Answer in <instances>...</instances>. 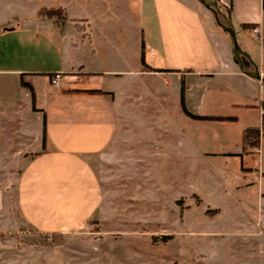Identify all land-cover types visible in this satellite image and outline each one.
<instances>
[{
	"label": "crops",
	"instance_id": "obj_1",
	"mask_svg": "<svg viewBox=\"0 0 264 264\" xmlns=\"http://www.w3.org/2000/svg\"><path fill=\"white\" fill-rule=\"evenodd\" d=\"M46 1L56 2L44 6L60 8L61 20L37 15L31 25L23 17L0 29V161L18 163L7 169L14 181L3 191L14 194L13 210L48 232L65 234L92 220L110 226L94 232L98 239L142 243L149 234L142 227L151 226V236L163 234L166 241L172 235L156 228L166 203L178 209L169 211L178 233L177 201L184 198L168 197L167 160L195 169L200 160L237 159L224 185L239 191L257 185L264 196V170L246 160L260 152L264 133L250 112L256 107L264 118V84L240 70L227 41L210 34L191 1ZM221 2L233 4L232 21L249 35L260 28L259 52L243 49L264 75V0ZM56 72L64 77L60 86L51 85ZM243 116L251 122L240 138H231ZM166 120L176 131L170 149ZM251 127L261 130L258 147L243 146V131ZM124 255L131 258L124 264L137 257L160 264L169 257L133 244Z\"/></svg>",
	"mask_w": 264,
	"mask_h": 264
},
{
	"label": "rangeland",
	"instance_id": "obj_2",
	"mask_svg": "<svg viewBox=\"0 0 264 264\" xmlns=\"http://www.w3.org/2000/svg\"><path fill=\"white\" fill-rule=\"evenodd\" d=\"M189 1L202 14L210 34L218 40H226L228 49L231 51L229 34L218 24L213 13L198 1ZM218 3L222 11L232 18L230 2L228 6L221 0H218ZM44 4L56 5V2L0 0V29L12 24L17 25L22 19L24 20L23 17L26 18L25 21L28 24L34 25L39 15L45 17L40 14L41 9L46 8ZM75 6H77L76 1L74 2ZM61 15L62 11L54 18L61 20ZM233 23L241 47L251 46L259 52L260 42L249 35L247 30L236 20ZM222 82L225 86L228 85L227 82ZM138 88L142 89L141 85ZM256 94L259 98L260 94L258 92ZM252 109L250 116L254 115L262 133H264V118L259 115L258 108L253 107ZM248 119L247 116L242 117L241 129L236 127L231 133V138H240L242 128L251 122ZM166 121L170 126L165 129L164 145L170 149L172 134L176 131L172 129L173 125L170 121ZM212 136L214 135L212 134ZM246 160L247 164L253 165L258 164L259 161L260 168L264 170V134L259 154L254 153ZM175 164L178 163L169 160L164 163L165 169L170 170L169 174L165 170L166 180L171 182V191L168 192V197L176 196L175 198L178 199L180 195L184 196L177 201L180 202L177 205H180L182 217L180 226L175 227L178 233L172 230V217H169L170 212L178 211V209L172 210L169 207L170 203H166L164 218L159 221L160 225L156 228H160L157 233L161 232L164 235L172 236H167L165 241L166 236L163 234L151 236L152 233H155L151 231L155 227L148 226L142 227V229L140 227L138 228L139 232L147 231L148 238L142 243H132L134 241L130 243L123 239L108 238V235L98 239L102 236H98L94 232L109 230L110 226L98 225V221L92 220L84 227L73 229L65 234L36 229L19 210L12 209L14 194L3 192L9 187L8 184L14 181L10 176L12 172L7 169L11 170L18 163L0 161V264H119V258H122L121 264H124L123 258L128 259V255L125 256L124 253L130 244L136 248L140 246L144 253L169 255L160 264H264V233L251 234L238 231L254 232L256 230L258 232L261 229L264 232V196L259 194L257 185L242 191L233 186L224 185V181L227 179L225 178L226 173L233 175L237 171L238 160L232 159L228 162L215 159L205 162L200 160L195 169L192 165L189 168L187 163H180V168ZM180 184L182 185L180 186ZM194 192L201 196L202 204L200 196L194 195ZM262 192H264V183L263 187L261 185ZM193 195L195 196L194 204L187 206L186 200H191V197L194 199ZM195 204L200 205L202 209L196 208ZM253 209L259 212V218L258 215L253 218ZM257 221L258 225H256ZM113 256H118V258ZM143 260L145 259L137 257L132 259L130 264H142Z\"/></svg>",
	"mask_w": 264,
	"mask_h": 264
},
{
	"label": "water",
	"instance_id": "obj_3",
	"mask_svg": "<svg viewBox=\"0 0 264 264\" xmlns=\"http://www.w3.org/2000/svg\"><path fill=\"white\" fill-rule=\"evenodd\" d=\"M200 4H202L206 9L211 11L218 22L229 34L230 41H231V49H232V57L234 62L238 65L240 70L264 84V75L261 73L259 67L256 63L251 59L250 55L241 47L237 39V32L235 25L231 18H229L226 13H224L219 6L218 0H196ZM220 16H222L226 23H223L220 20ZM244 57L249 59L251 63V67H248L244 61Z\"/></svg>",
	"mask_w": 264,
	"mask_h": 264
},
{
	"label": "trees",
	"instance_id": "obj_4",
	"mask_svg": "<svg viewBox=\"0 0 264 264\" xmlns=\"http://www.w3.org/2000/svg\"><path fill=\"white\" fill-rule=\"evenodd\" d=\"M232 6H233V4H232ZM61 11L62 10L60 8H47L46 7V8L41 9L40 14L44 15V16L52 17V16H55L58 13H61ZM220 18H221V20L224 23H226L222 16H220ZM251 26H253V25H251V24H246L245 25L246 28L251 27ZM243 59H244L245 63L248 65L249 64L248 59L246 57H244ZM22 85L24 87L29 88L31 90L32 98L34 100L35 99V95H34V91H33L32 86L30 85V83L26 82L22 78ZM192 116H194L196 118L200 117V116H196V115H192ZM260 137H261V130L259 128L251 127V128L245 129L243 131V146L246 147L247 145H250L251 147H258L259 146ZM165 239H166V237H165Z\"/></svg>",
	"mask_w": 264,
	"mask_h": 264
},
{
	"label": "built area",
	"instance_id": "obj_5",
	"mask_svg": "<svg viewBox=\"0 0 264 264\" xmlns=\"http://www.w3.org/2000/svg\"><path fill=\"white\" fill-rule=\"evenodd\" d=\"M252 35L256 38L261 40L262 39V35H261V30L259 27H254L252 29ZM64 80L63 74L62 72H56L53 74L52 78H51V85L52 86H60L62 85Z\"/></svg>",
	"mask_w": 264,
	"mask_h": 264
}]
</instances>
